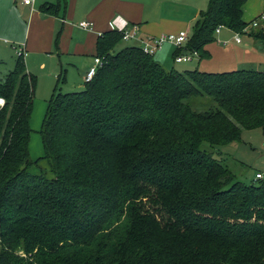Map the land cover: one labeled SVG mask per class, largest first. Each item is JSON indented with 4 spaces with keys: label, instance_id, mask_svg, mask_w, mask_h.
Returning <instances> with one entry per match:
<instances>
[{
    "label": "trees",
    "instance_id": "16d2710c",
    "mask_svg": "<svg viewBox=\"0 0 264 264\" xmlns=\"http://www.w3.org/2000/svg\"><path fill=\"white\" fill-rule=\"evenodd\" d=\"M243 4L208 0L176 56L207 57L218 27L241 33ZM121 40L98 36L102 64L81 90L54 88L39 159L36 76L18 55L0 79V264H264V181L234 180L201 147L264 131V71L166 69Z\"/></svg>",
    "mask_w": 264,
    "mask_h": 264
},
{
    "label": "rangeland",
    "instance_id": "374dc122",
    "mask_svg": "<svg viewBox=\"0 0 264 264\" xmlns=\"http://www.w3.org/2000/svg\"><path fill=\"white\" fill-rule=\"evenodd\" d=\"M207 4L208 0H161L157 8V11L159 8L161 10L157 21L165 29L159 35L187 31L193 25L196 14L204 10ZM1 18L0 16V79L14 67L18 51L21 49L18 40L24 34L21 19L15 23V27L10 23L3 26ZM242 19L247 25L241 33H237L238 39H235L236 33L226 27H221L218 33L214 32V40L205 46L209 53L207 57L199 58L192 53L182 52L184 55H190L191 61L176 63L174 60L179 48L166 41L156 49L153 60L180 72L185 69H198L208 73L237 69L264 71V39L253 36V33L264 29V0H244ZM254 21L258 22L257 26L252 25ZM127 46L140 47V44L134 40H121L116 44L115 50L119 51ZM25 57L26 55L23 58ZM35 58L34 60L29 56L34 65L32 72L37 79L28 142V153L33 160L44 156L40 129L47 101L54 88L57 87L56 91L60 93L81 90L69 83L78 75L77 66L73 62L66 59L59 61L56 55ZM64 68L68 69L66 73ZM201 147L217 158L233 174L234 180L245 185L257 183L255 174L260 173L264 181V131L261 128L242 129L240 138L236 141L216 146L204 142Z\"/></svg>",
    "mask_w": 264,
    "mask_h": 264
},
{
    "label": "crops",
    "instance_id": "0c3cea01",
    "mask_svg": "<svg viewBox=\"0 0 264 264\" xmlns=\"http://www.w3.org/2000/svg\"><path fill=\"white\" fill-rule=\"evenodd\" d=\"M0 2L3 26L10 23L16 27L15 23L20 19L23 22L24 34L18 43L23 49V57L26 55L24 62L27 71L35 74L32 72L34 65L29 56L35 60V57L56 55L59 61L66 59L77 66L78 75L72 82L68 81L80 89L83 88L85 73L94 64L97 38L110 30V22L114 17L119 16L129 24H136L140 39L158 36L165 29L157 21L161 11L160 8L157 11V8L161 0H33L32 5H26L21 0ZM45 2H59L57 14L41 12L39 7ZM197 16L198 14L196 18ZM81 21H89L90 28L80 27ZM134 42L140 44L139 41ZM65 64L69 66L68 63ZM163 67L169 69L165 65ZM67 70L63 69L65 73Z\"/></svg>",
    "mask_w": 264,
    "mask_h": 264
},
{
    "label": "built area",
    "instance_id": "2783aa9c",
    "mask_svg": "<svg viewBox=\"0 0 264 264\" xmlns=\"http://www.w3.org/2000/svg\"><path fill=\"white\" fill-rule=\"evenodd\" d=\"M22 3L26 5H32L33 0H21ZM252 25H258L257 21L252 22ZM79 26L84 29H89L91 23L89 21H81ZM110 29L121 34V39L125 41L134 40L140 42V47L144 53L153 55L156 49L164 42H170L173 45L180 47L182 46L186 40L188 39L187 31H180L176 34H161L159 36L147 37L140 39L139 38V28L136 24H129L127 21L123 20L121 17L116 16L110 22ZM220 27L216 29V32H219ZM264 31V29H263ZM235 39H238V35L236 33ZM196 55L195 53H193ZM18 55H23V49L18 51ZM190 55L180 54L175 57V62H186L190 61ZM102 64V59L98 56L94 58V64L87 70L84 76V82H88L94 76L97 68ZM5 104V99L0 96V108H2ZM256 178H262V174L256 173Z\"/></svg>",
    "mask_w": 264,
    "mask_h": 264
}]
</instances>
